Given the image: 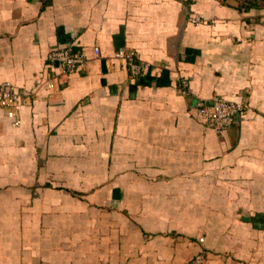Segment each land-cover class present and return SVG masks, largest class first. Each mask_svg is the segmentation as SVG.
<instances>
[{"label":"crops","instance_id":"1","mask_svg":"<svg viewBox=\"0 0 264 264\" xmlns=\"http://www.w3.org/2000/svg\"><path fill=\"white\" fill-rule=\"evenodd\" d=\"M59 48L87 62L49 88ZM3 82L30 99L16 126L0 112V264L26 262L25 221L88 205L153 238L140 264H264V0H0ZM215 97L245 106L220 133L197 113ZM234 202L253 210L224 218Z\"/></svg>","mask_w":264,"mask_h":264},{"label":"rangeland","instance_id":"2","mask_svg":"<svg viewBox=\"0 0 264 264\" xmlns=\"http://www.w3.org/2000/svg\"><path fill=\"white\" fill-rule=\"evenodd\" d=\"M69 207L72 208L71 205ZM91 207L93 206L88 205L81 211L79 216L82 218L79 220H71L68 217L65 226L60 221L41 220L35 223L25 221V227L28 229L26 235L19 238V256L20 259L25 257L26 262L20 261L19 264H50L49 256H46L48 246L52 264H140L138 259L141 247L153 238L144 236L143 233L137 236L130 235V227H136L134 224L126 226L121 219L110 221L106 216L92 212ZM252 210L250 205L234 202L225 206L223 216L231 218L235 212V217L239 220L241 215H247ZM198 224L203 223L196 222L197 226ZM251 226L244 224L241 227L244 230ZM222 227L227 228L224 220L211 222V230L215 234ZM229 229H232V226ZM195 231H197L195 236L206 232L202 228ZM240 232L237 231L239 235ZM251 240L255 238L252 237ZM260 251L264 252V248ZM147 256L150 255L147 253ZM263 258L264 253L260 256V259Z\"/></svg>","mask_w":264,"mask_h":264},{"label":"built area","instance_id":"3","mask_svg":"<svg viewBox=\"0 0 264 264\" xmlns=\"http://www.w3.org/2000/svg\"><path fill=\"white\" fill-rule=\"evenodd\" d=\"M194 23L200 22L199 18H192ZM95 57H99V49L93 48ZM114 58L122 60L127 67L129 75L136 77L146 70V65L133 50H119L114 53ZM47 60L54 66L56 73L50 74L46 80L49 88L54 87V81L58 78L66 77L83 68L87 62L86 56L80 51L68 48H59L47 54ZM185 87V83L181 82ZM30 99L29 95L19 93L9 82L0 84V112L9 119L14 126L19 124L18 111ZM199 118L203 124L212 129L215 133H220L227 129L234 121L243 117L245 106L241 102L227 101L219 97L211 100L209 105L202 106L197 110ZM202 239H199L201 242ZM205 255L203 252L196 254L185 264H204Z\"/></svg>","mask_w":264,"mask_h":264}]
</instances>
